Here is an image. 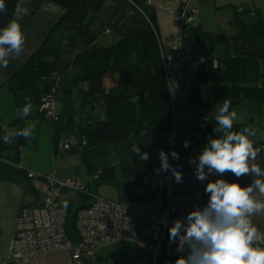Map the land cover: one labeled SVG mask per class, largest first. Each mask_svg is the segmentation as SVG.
Masks as SVG:
<instances>
[{
  "label": "trees",
  "instance_id": "trees-1",
  "mask_svg": "<svg viewBox=\"0 0 264 264\" xmlns=\"http://www.w3.org/2000/svg\"><path fill=\"white\" fill-rule=\"evenodd\" d=\"M43 1L59 6L63 13L5 85L17 111L31 103L36 117L49 123L53 136L58 137V142L61 140V150L80 157L88 170L85 186L89 192L91 184L115 180L116 164L124 181L130 183L128 187H136L144 176L157 174L160 168L159 156L154 160L157 150L170 155L174 149L179 154L177 165L197 157L215 126L208 115L203 116V111L218 109L225 99L231 100L230 108L264 104V14L260 9L241 8L234 14L230 22L235 30L233 35H213L193 29L200 53L190 54L202 57L203 62L194 73L189 75L185 71L189 76L186 97L200 111L195 122L206 119L208 123L202 130V139H188L189 147L185 148L186 140L173 139L172 135L169 139L175 125L174 106L181 97L174 103L169 98L164 73L167 55L160 43L153 4L147 5L146 0H32L31 12H36ZM16 2L5 0L7 11L0 13V28L14 19ZM105 33L115 37V41L102 46L98 41ZM105 74L111 77L110 90L103 84ZM74 93L80 103L79 123L75 121L77 113L72 115ZM48 99L56 103L55 119H47L45 112L40 111ZM96 104L104 112L103 120L89 116ZM26 118H17L16 131L23 129ZM243 128L244 123H234L232 130ZM260 134L259 145L264 147V124L260 126ZM167 140L169 147L165 145ZM25 145L26 139L19 136L10 143L0 140V180L32 189L30 171L19 166ZM133 145L148 152L150 159L140 160L132 150ZM114 156H117L115 163ZM78 195L77 202L66 199L62 204L66 213L65 231L72 240H76L75 215L91 201L87 194ZM120 252L136 255L130 247L117 253ZM108 260L98 253L92 262L107 264Z\"/></svg>",
  "mask_w": 264,
  "mask_h": 264
},
{
  "label": "built area",
  "instance_id": "built-area-1",
  "mask_svg": "<svg viewBox=\"0 0 264 264\" xmlns=\"http://www.w3.org/2000/svg\"><path fill=\"white\" fill-rule=\"evenodd\" d=\"M146 4L151 6L153 0H146ZM177 14L180 28L184 30L201 11L189 8L187 12L184 8ZM202 62V57L185 52L180 41L170 47V54L164 57V73L171 103L186 89L189 79L186 69L196 70ZM40 111L45 112L47 119H55V101L46 100ZM207 123L208 120H202L198 128L205 129ZM64 149H68V145H64ZM178 160L169 155L174 167ZM28 175L38 201L19 209L5 263H26L38 255L65 252L72 264H91L103 248L112 245L133 246L138 264H170L185 254L177 251L179 240L170 242L169 228L173 221L186 220L187 214L199 207L200 196H175L170 171L144 176L131 198L121 201L91 194L76 177L59 181L54 174L30 172ZM67 192L87 194L91 199L89 206L75 215L76 240L70 239L65 231L66 213L60 196ZM261 244L259 242V246Z\"/></svg>",
  "mask_w": 264,
  "mask_h": 264
},
{
  "label": "crops",
  "instance_id": "crops-1",
  "mask_svg": "<svg viewBox=\"0 0 264 264\" xmlns=\"http://www.w3.org/2000/svg\"><path fill=\"white\" fill-rule=\"evenodd\" d=\"M253 1L255 2V0ZM199 2L206 3V0H153L152 8L156 14L157 30L165 55H169L170 47L177 44L179 41L182 43L185 52L193 54L200 53L197 40L193 34V29L203 31L204 25H189L186 29L181 30L179 16L177 14V12L184 8H186L187 12L189 8H196ZM222 2V7L227 6L232 9H236L240 6L243 7L242 0H222ZM31 6L32 0H17L13 18L20 23L25 34L23 52L18 57H10L7 67L0 65V125L3 129L9 127L15 132L16 126L14 123L18 118L17 110L13 103L11 92L5 83L38 48L49 29L63 13L62 8L46 1L41 2L36 12H31ZM199 11H201L202 14V10ZM201 16L202 15L199 17ZM114 41L115 37L109 33H105L99 39L98 43L102 46H107ZM194 71L192 67L186 69L189 75L194 73ZM103 84L106 90H110L113 87L109 74L103 76ZM81 87L85 88L86 85H82ZM186 96L187 90L184 89L180 100L174 106L175 126L173 139L201 140L204 133L198 128L194 120L196 117H199L200 111L187 100ZM244 105L245 104H242L240 106ZM4 111L6 112V117H4ZM79 115L78 113L75 115V121L77 123L81 120V115ZM203 116L207 115L203 114ZM242 117L237 118L234 123H244L245 127H247V115L245 116L243 114ZM209 119L211 123L215 124L213 119L210 117ZM252 121L253 120H251V122ZM33 123H35L36 126L32 137L26 139V145L20 154L19 166L26 171L36 174H54L59 181L72 178L74 166H70L67 163V159L65 162L62 159H57L63 155L67 156V154L61 150V140L59 139L58 142V137L53 136L51 125L36 117V111L32 108L31 115L22 122V128L30 126ZM260 126L261 124L257 127L255 135L249 138L253 141L254 147L258 150L256 160L253 161V163L258 164L261 169L264 170V147L259 145L261 140ZM212 135L216 134L212 133ZM55 145H57L58 151ZM167 147H169V143ZM57 154H59V156L56 158ZM188 161L189 160L181 161L179 165H177L178 170L183 174V182L177 183L173 176L171 190L177 197L200 196V200L197 201V203L201 208L207 204L209 199V195L204 191L209 180L224 178L230 182L236 181L242 186H247L250 185L254 179L261 178L249 175L237 178L231 173H226L223 177L211 175L208 180L199 181L195 176V165L189 164ZM76 172L74 177L77 176ZM253 195L258 199L264 200V196H261L258 190L254 192ZM66 199L69 198H63L61 203L63 204ZM37 200L38 198L31 188L23 189L12 182L0 180V264H72L69 255L65 252L38 255L26 263H5V256L13 238L19 209L23 206L32 205ZM251 219L259 231L264 234V212L254 214ZM260 246L264 247V242H262Z\"/></svg>",
  "mask_w": 264,
  "mask_h": 264
},
{
  "label": "clouds",
  "instance_id": "clouds-1",
  "mask_svg": "<svg viewBox=\"0 0 264 264\" xmlns=\"http://www.w3.org/2000/svg\"><path fill=\"white\" fill-rule=\"evenodd\" d=\"M5 0H0V13L6 12ZM25 34L15 19L0 28V65L7 67L10 57H18L23 52ZM231 100L225 99L214 116L215 126L207 138L203 150L197 157H190L188 163L195 165V176L199 181L209 176L223 177L231 173L240 178L245 175L264 178V170L253 163L258 150L249 138L255 132L248 127L233 131L237 113L230 111ZM32 113V104L17 111L19 118ZM35 123L7 134L0 139L10 143L14 137L29 139L33 135ZM184 141L183 147H189ZM133 152L142 161L150 159L148 152H142L139 145H133ZM178 160L179 154L173 149L170 153ZM159 174L171 172L177 183L183 182V174L169 162V153L159 152ZM256 178L250 185L242 186L236 181L224 178L209 180L205 193L209 195L205 206L197 207L187 214L186 220L177 219L169 228V240H179V256L175 264H264V234L253 224L251 217L264 212V200L253 195L258 190L264 196V179Z\"/></svg>",
  "mask_w": 264,
  "mask_h": 264
},
{
  "label": "rangeland",
  "instance_id": "rangeland-1",
  "mask_svg": "<svg viewBox=\"0 0 264 264\" xmlns=\"http://www.w3.org/2000/svg\"><path fill=\"white\" fill-rule=\"evenodd\" d=\"M252 1L253 0H242L243 7L240 6L236 8L238 10L232 9L230 7L228 8L227 6L222 7L223 6L222 0H206V3L199 2L196 8L202 10V14H200L202 16L197 17L192 23H190V25L195 26L196 24H202L204 25L203 31L213 35L215 34H220L223 36L233 35L235 33V30L232 26H230L229 22L232 21L234 14L238 13V11H240L241 8L244 10H254L255 8H259L261 13L264 14V0H261V2L260 0H255L256 3L254 1L252 3ZM100 43L102 44L101 41ZM59 97L61 96L59 95ZM256 105L257 106H253L252 108L250 106H247L246 104L244 106L230 108V111H235L237 113V118H241L243 114L245 116L247 115L246 126L248 128H251L254 132L255 131L257 132V127L259 126V124L261 125L264 124V104H256ZM71 106H72V115H75L76 113L78 114L80 113V103L75 93L71 98ZM217 111L218 109H212V110L203 111V113L208 115L211 119H213V121H215L214 116ZM6 116L7 115L5 112L4 117ZM89 116L91 119L100 121L104 119V112L102 111V108L96 104L95 111L91 112ZM251 120L253 121L251 122ZM4 131L6 134H12L15 132L13 131V129L9 127H6ZM172 133H174V127H172L170 131L169 139H171ZM168 143L169 141L167 140L165 145H167ZM158 156H159V150L155 151L154 153L155 161L158 160ZM57 159L58 160L62 159L64 160V162L67 159V163L70 166H74L71 177L74 178L75 172L77 171L78 174L76 176V180L80 184H85V182L88 181V170L85 167V165L81 162L79 156L63 155L62 157H59ZM112 161L113 163H115L117 161V156L112 157ZM114 169L116 172L115 180H105V181H101L99 184H91L90 192L94 195L100 196L108 200H113V201H121L123 199L129 200L132 195L130 191L136 189V187L134 185L132 186L130 185L129 186L130 188L128 187L130 183L124 181L122 177L121 169L118 164L114 165ZM63 198H69L70 200H72V202H77L80 197L75 192H69L66 195L62 193V195L60 196V201H62ZM121 248L123 247L119 245H112L105 247L99 252V256L110 259L113 254H116L117 252L121 251ZM130 248L137 254L136 249L133 246H131ZM104 263L105 261L102 262L101 264ZM92 264H95V261H93Z\"/></svg>",
  "mask_w": 264,
  "mask_h": 264
},
{
  "label": "water",
  "instance_id": "water-1",
  "mask_svg": "<svg viewBox=\"0 0 264 264\" xmlns=\"http://www.w3.org/2000/svg\"><path fill=\"white\" fill-rule=\"evenodd\" d=\"M6 135L3 127L0 125V137ZM3 141L2 139H0ZM107 264H138L137 260L135 259L134 255L127 252H120L116 255L112 256Z\"/></svg>",
  "mask_w": 264,
  "mask_h": 264
}]
</instances>
